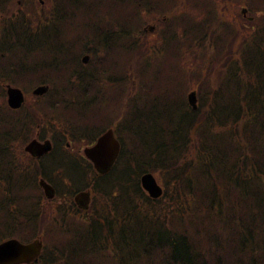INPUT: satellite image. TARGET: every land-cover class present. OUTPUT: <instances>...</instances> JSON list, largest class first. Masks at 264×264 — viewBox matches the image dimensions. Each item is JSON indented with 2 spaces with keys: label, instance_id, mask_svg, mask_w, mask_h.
Here are the masks:
<instances>
[{
  "label": "trees",
  "instance_id": "16d2710c",
  "mask_svg": "<svg viewBox=\"0 0 264 264\" xmlns=\"http://www.w3.org/2000/svg\"><path fill=\"white\" fill-rule=\"evenodd\" d=\"M53 2L50 10L43 11L44 4L37 0H0L4 14L0 53L12 58L18 75L36 86H49L40 97L45 106L38 107L60 114L61 138L85 133L89 142L100 132L93 134L94 123L86 118L90 111L79 108L81 103L92 105L94 80L114 75L122 65L123 72L130 74L131 86L123 99L126 111L114 128L120 153L110 189L99 183L111 174L97 176L88 162L77 169L85 177L91 175L94 198L102 201L94 216L81 219L71 202L67 210L61 203L41 227L43 205L55 201H44L38 191L30 211L19 210L44 241L35 264H79V254L99 249L96 255L102 258L108 251L109 258L102 264H264V125L252 126L253 120L264 121V20L252 26L253 18H237L231 20L235 24L231 27L216 18L224 10L221 0ZM79 14L81 35L76 25ZM151 14L156 16L154 32L163 45L175 44L168 53L154 46L144 49L146 45L140 42L148 41L150 27L143 25L154 19L148 17ZM210 22L218 29L210 28ZM241 24L248 28L240 35ZM21 37L52 44L48 65L31 61L25 66L37 47H25ZM3 44L9 47L4 49ZM81 54L91 57L89 72L76 62ZM143 54L150 62L155 57L156 63L140 64ZM177 54L192 60L175 59ZM136 71L147 76L135 78ZM208 71L214 73L215 84L197 75ZM239 71L249 76L246 85ZM181 81L187 91L188 87L196 91L201 105L197 103L194 110L187 97L184 101L185 88L176 89ZM172 82L174 90L170 91ZM63 88L71 89V96L61 92ZM202 103L211 106L199 115ZM15 115L16 124L9 122L1 131L6 170L2 175L29 173L26 186L35 190L38 176L57 185L50 177L61 172L59 167L40 165L32 170L11 165L9 147L18 139L26 141L45 119L27 105ZM65 125L70 134L65 133ZM214 127L221 131L210 132ZM59 149L54 145L52 152ZM144 173H156L164 180L161 197L151 199L140 188ZM6 182L2 179L5 213L12 201ZM69 187L73 194L86 186ZM28 200L29 196L19 198L18 203ZM83 230L91 234L89 247L79 236Z\"/></svg>",
  "mask_w": 264,
  "mask_h": 264
},
{
  "label": "rangeland",
  "instance_id": "374dc122",
  "mask_svg": "<svg viewBox=\"0 0 264 264\" xmlns=\"http://www.w3.org/2000/svg\"><path fill=\"white\" fill-rule=\"evenodd\" d=\"M42 1L44 2V6H45L44 9H43V11H46L47 9L50 10L51 7H52V2L49 1V0H42ZM220 3H221L220 5L223 7L224 10L218 11V14H217L216 18L219 21L226 20V24L229 25V26H231V27H235V24L231 23V20H233V16L234 15H235V18H242V16L239 14L240 13L239 12L240 10H245L246 12H248L247 13L248 16L255 17V18H253L252 26H256L259 20H264V0H221ZM50 4H51V6H49ZM18 6H20V5H18ZM8 9L11 12L14 10L13 8H8ZM0 17H1L0 18V37H1L2 30L4 29L3 24H2V21H3L2 17H4V14L2 12L0 13ZM148 17L149 18H154V19L151 20V21H149V22H145V24L143 26H145V25L146 26H150L151 24H156L157 23L156 20H155V18H156L155 15H152L151 14ZM81 18H82V16L79 14L78 17H77V19L79 21H76L77 32L79 34H80V29H81V25H80V22H81L80 19ZM142 20L144 21L145 18H143ZM208 25L212 29H214V28L215 29H218V25L213 26L215 24H213L211 22ZM158 28H159L158 31L160 32L162 30L161 26H158ZM247 28H248V26H244V25L241 24V32H240V35L242 34L243 30H245ZM148 33L149 32H147V34ZM191 35L194 37L193 33ZM157 39H159V40H157ZM146 40H148V41H140L141 43H143V46L146 45V47H144V49L145 48H148V47L154 46V47H156L157 50H162L163 49L165 51L164 53H168L169 51L175 49V46H174L175 44L174 45H170V46L169 45H163L164 41H161L160 36L157 35L155 32H152V33L148 34L147 37H146ZM21 41L23 42V44L25 45V47H37V48L34 49L32 55H31V60L26 61L25 66L26 65L29 66V64H30L31 61L38 62L37 64H43V63H45V64L48 65V62L52 58L51 55H50V53H49L50 52L49 49L53 47V46H51L52 44L46 43V42H44L42 40L33 39L31 37L30 38L21 37ZM156 41L159 42L160 44H157V45L150 44V42L154 43ZM130 42L131 41H129L126 45H128ZM192 45H194V44H192ZM38 46H41V47H38ZM117 54H119V53H117ZM82 55L83 54L79 55L77 57V59H76V62L78 64H80V65H82L81 62H80V58H81ZM148 57L149 56H147L146 54H143L141 56V59H140V64H146L147 65L148 62H149L150 64L154 65L156 63L155 57L153 58V60H154L153 62H150ZM133 58H135V59L138 60V57H137L136 54H134ZM177 58H181L184 61L192 60V58L189 57V56L188 57H185L184 55L181 56V55H178V54H177V57L175 59H177ZM237 58H239V56H237ZM162 59H166V57L163 56ZM90 63H91V57L89 55V61H88V63L86 65H83V66H86L85 67V70H87L89 68V64ZM72 68L74 70H76L77 67H76V65H73ZM118 69L119 70L117 72H119V73L117 75H120V77H121V75L124 76L123 78L122 77L121 78L126 83L124 85L125 86V89L126 90L130 89V86H131L130 85V83H131L130 74L129 73L128 74L124 73V75L122 74L123 73V66L122 65H121V70H120V67ZM79 70H80V67H79ZM131 71L134 72L135 70H131ZM87 72H89V71L87 70ZM143 73L144 72L136 71L135 72V75H136L135 78H139L140 77L139 79H142L143 77H146L147 75L142 76ZM239 74L241 76L240 77L241 82H242V80L245 81V79H247L249 77L247 75L246 78H245L244 77L245 73L243 71H239ZM197 75L198 76H204L205 78L208 79V81L210 83L213 82L215 84V81H213V79H212V76L214 75L213 72L208 71V72H206L204 74L197 73ZM13 80H17V78L15 76H13V75H4L3 76V79L1 80V83H0L2 89H3L2 84H9ZM100 81H101V83L103 85H106L107 86V83H108V78L107 77H102V78L100 77ZM114 82L121 83L119 81H114ZM15 84L19 85L17 87L21 88L25 92V94H26V101L27 102H30L31 101L30 102L31 104H35V102H32L33 97L30 95V91L31 90H26V88H29L31 85L35 84V82L30 81L29 83L23 84V87H25V88L21 87L22 84L20 82H18V81H15ZM181 88H185V91H184L183 95H184V101L186 102L187 94L190 92V90H194V89H192V88L190 89L188 87V91H187V85L185 86V83L183 81H181L178 84V87H176V89H181ZM120 89H122V87ZM138 89H139V85H138V87L136 89L137 92H138ZM168 90H170V91H173L174 90L173 82H172V87L168 88ZM101 92H102V96L100 97L99 102L97 104H94L95 101H96V97H94V98H92V101H91V103L93 105H90L89 103L83 105L82 110H84V113H86L87 111L97 110V109L108 110L111 107V105L113 104L111 102V100L113 98V93H112L113 91H111L110 89L104 88V89H101ZM166 93H171V92H166ZM68 94H69V96H71V89L69 90ZM196 97H197V95H196ZM206 98H207V96H206ZM119 99L121 100V104H118L117 107H115L114 109H112L110 111V113L112 114V115H110L112 117V119H114L115 117L117 118V124L119 123V121L121 120L122 115L126 111L124 109L125 104L123 102L124 97H123V93L122 92L120 93ZM3 102H5V98L2 97V92H0V105H2ZM197 103H199L198 97H197ZM123 104H124V107H123ZM202 104H203L202 105L203 108L199 112V115H202L204 113V109L207 111L208 110V107L211 106L208 103H202ZM71 117L73 119H75V118L78 119V116L75 115V114H72ZM6 123H7L6 121H4V120L2 121V125H5ZM108 123H111V120L109 118H106V116H102V117L98 118V120H97V126L99 125L101 127H105V125L108 124ZM121 126H122V123H121ZM215 126H217V124ZM94 127H96V126H94ZM2 129H3V127L1 128V131H2ZM69 130H70L69 127L65 125V133L66 134H70L69 133L70 132ZM209 131L212 132V133H219L221 131V128L214 127L212 130H209ZM55 132H61V127L59 125H58V129H55V128H53L49 124H44L43 127L41 128V133L44 135V137L42 139H49V140H51V138L56 135ZM85 143H86V140L85 139L77 140L75 143H72V148L74 150H71V151L74 152V153L75 152H78L79 153V151L81 152V150L83 149L82 146L85 145ZM0 144H1V136H0ZM17 145H15V148H14V149H16V155H17V157L20 160L26 161V159L23 158L20 155V153H19V151L22 152V146L23 145L20 148ZM80 147H82V148H80ZM78 148H80V150H77ZM15 160L17 162L21 163V161H19L18 159H15ZM0 161L2 162V163H0V165L4 166L3 163L5 161V157H4V155L1 152H0ZM53 162L54 163L61 164L63 166L64 171L66 173H70L71 172V167H70L69 162L63 161V157L60 154H58V153H55L54 154V156H53ZM45 164H47V163H45ZM3 171H5V168H3ZM117 171H118V167L116 166V167L113 168V170H112L111 173L112 174H116ZM0 174H1V170H0ZM112 174H111V176H112ZM152 174L157 179V182L159 183V185L161 186V188H164V186L162 184V183H164V180H161V178L158 177V175L156 173H152ZM30 178H31V175L29 173H27V174H25L23 176H20V177H18L16 175H11V176L2 175V176H0V179H4L5 182H6V180H11V182H6L7 187L10 188L11 190H13L12 191V194H11L12 201H9L8 203H15V204H17L19 198H25V197L28 196L27 191H23V189L25 188L27 182H29ZM89 179H90V175L87 174V178H86L85 184H88ZM75 185H76V183H75ZM68 188H69V190H68ZM72 190H73V188L72 187H69L67 185L63 187V189H62V196H61V200L62 201L61 200L58 201V203H62L61 204L62 209L67 210L69 208V198H70V194H71ZM117 192L118 191H116L115 193H113L110 196L111 200L113 199V197H116L115 194ZM41 194L43 195L42 191H41ZM58 194H59V192H58ZM60 195H61V193H60ZM1 197H2V192H0V198ZM165 203H166L165 199H162L161 200V204H165ZM101 204H102V201L101 200L95 199V203H94L93 210H96ZM51 206L52 207L43 206V214L44 215L47 216L50 212H54V213L56 212V208H53L54 207L53 205H51ZM2 209H4V208L0 204V210H2ZM89 214H90V211L88 212V214H87L86 217H88ZM2 215H3L2 212H0V233L2 232V230H1V225L3 224L2 219L4 220V217ZM84 218H85V216H84ZM125 227H126V225L124 226V229H125ZM77 231H79L78 228H77ZM79 233H80L79 236L81 237V241L83 243L87 244V247H89L90 246V238H91V234L89 233V231L88 230H83V231H81ZM28 234H29V232H25L22 236H27ZM20 239H22V238H20ZM99 251H100V249L99 250H94L90 254H83V253L79 254V264H102L106 259L109 258V256L107 255V252L108 251H106V257L105 258H102V257L96 255L97 252H99ZM110 255H111V253H110Z\"/></svg>",
  "mask_w": 264,
  "mask_h": 264
},
{
  "label": "water",
  "instance_id": "95a60500",
  "mask_svg": "<svg viewBox=\"0 0 264 264\" xmlns=\"http://www.w3.org/2000/svg\"><path fill=\"white\" fill-rule=\"evenodd\" d=\"M82 61H88V57L84 56ZM46 91L45 87H38L33 91V94L41 95ZM8 104L12 108H18L23 102V96L18 89L8 87ZM187 101L191 108L196 109L195 93L191 92L187 96ZM51 146L49 142L38 143L31 141L26 147L25 151L32 156L40 157L50 151ZM119 152V144L113 137L111 130L101 135L94 146L84 150L85 155L92 161L94 168L100 174H105L111 168ZM142 188L147 194L157 199L162 194L161 187L156 183L152 174H144L140 178ZM44 190V194L48 199L53 198L54 190L47 185L43 180L39 182ZM75 202L82 209H87L89 203V193L79 192L75 197ZM42 244L39 240H33L27 244L18 242L15 239L6 241L0 245V264H29L37 260L41 252Z\"/></svg>",
  "mask_w": 264,
  "mask_h": 264
}]
</instances>
